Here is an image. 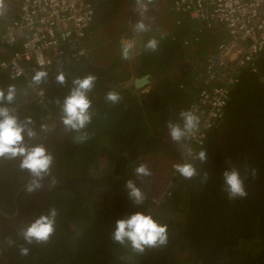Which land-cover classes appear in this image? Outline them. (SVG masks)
Masks as SVG:
<instances>
[{
  "label": "trees",
  "instance_id": "trees-1",
  "mask_svg": "<svg viewBox=\"0 0 264 264\" xmlns=\"http://www.w3.org/2000/svg\"><path fill=\"white\" fill-rule=\"evenodd\" d=\"M186 30L183 32L190 38L180 43L171 38L173 42L159 41L155 51L142 47L130 70L118 69L116 60L95 65L88 56L72 62L63 70L65 84L47 86L48 108L25 102V81H12L0 73V89L6 92L8 85L17 89L14 101L5 106L21 121L31 117L34 124L48 122L47 114L51 118L61 115L60 102L73 79L88 74L97 78L88 93L91 123L82 130L89 138L77 142L79 134L68 132L58 149L59 168L81 185L52 194L42 212L54 207L58 213L49 241L29 245L14 234L13 264H264V51L258 56L257 70L241 71L232 85L221 116L199 149L206 151L207 162L199 158L192 162L197 175L186 179L176 173L170 178L168 194L156 202L150 197L152 182L147 184L135 174L148 156L165 152L162 132L170 121L182 123L181 111L199 90L190 64L193 55L200 50L205 54L206 48L224 38L222 33H206L196 27ZM184 40L189 41L188 47ZM197 46L199 50H195ZM179 47L183 52L177 57ZM145 74L151 77L148 91L124 85ZM109 91L119 94V102L106 100ZM181 142H177L178 148L168 149L176 158L183 149ZM229 168L239 170L246 197L230 199L224 190L222 173ZM157 170L154 167L153 174ZM127 180L144 193L143 204L136 205L129 198ZM138 211L167 225L166 246L136 254L113 242L116 220ZM22 246L29 248L27 256L20 255Z\"/></svg>",
  "mask_w": 264,
  "mask_h": 264
},
{
  "label": "built area",
  "instance_id": "built-area-1",
  "mask_svg": "<svg viewBox=\"0 0 264 264\" xmlns=\"http://www.w3.org/2000/svg\"><path fill=\"white\" fill-rule=\"evenodd\" d=\"M94 1L20 0L14 17L0 29V73L12 81H25V102L48 108L47 86L56 82L58 71L87 55L83 40L93 19ZM172 11L179 16L177 26L185 23L187 29L224 35L212 50L205 54L200 50L190 61L200 87L182 111L197 115L199 125L185 139L177 163H192L240 72L257 70L258 56L264 51V0H173ZM183 43L190 45L188 40ZM39 70H47L48 77L37 85L32 77Z\"/></svg>",
  "mask_w": 264,
  "mask_h": 264
},
{
  "label": "clouds",
  "instance_id": "clouds-1",
  "mask_svg": "<svg viewBox=\"0 0 264 264\" xmlns=\"http://www.w3.org/2000/svg\"><path fill=\"white\" fill-rule=\"evenodd\" d=\"M154 0H135L136 11L143 17L148 11V5ZM3 0H0V4ZM133 30L136 33H144L149 31V26L145 24L143 19L137 21ZM158 47V41L151 39L145 44V48L155 51ZM132 43H126L121 48V57L129 59L132 54ZM48 77L47 70L36 71L32 77L34 84H40L46 81ZM56 82L63 85L66 83V77L62 70L58 71L55 77ZM96 76L88 74L83 78L77 77L72 80V86L68 94L63 98L60 108V120L64 128L68 132L78 133L75 137L77 142L86 141L89 136L86 132H82L86 126L91 123L92 114L89 111L91 108V100L88 98V93L93 89L96 81ZM17 95L15 85H8L6 92L0 89V158L17 159L19 158V168L22 171H28L32 179L27 183L26 190L32 193L43 187L45 178L49 179L48 187L54 188L58 180L52 175V165L54 157L49 153L43 144H35L29 146L25 142V134L28 139H33L37 136L36 131L31 125L33 121L31 117H26L21 121L12 110L5 106L11 104ZM106 100L117 103L120 96L115 91H109L106 95ZM182 124L169 122L168 136L174 142L185 144V139L190 132L198 128L199 117L190 111H182L180 113ZM49 121V120H48ZM42 131H48L47 125L41 124ZM201 162H207L205 150H201L198 154ZM174 169L184 178L191 179L197 175V169L190 162L177 163ZM137 176H150L149 168L140 164L135 168ZM255 175V170H252ZM208 178V173H204V180ZM223 187L230 199L244 198L247 192L244 187V180L240 172L236 168L226 169L222 173ZM129 198L136 204L141 205L144 202L145 196L139 187L132 180L126 181ZM58 213L53 207L46 214L40 215L33 222L22 228L20 235L26 244L46 243L55 232V222ZM112 240L115 243L130 247L136 254H143L146 249L166 246L168 243L167 225L158 223L150 214L143 212H135L128 217L116 220L115 227L112 233ZM28 247L20 248V255L27 256L29 254Z\"/></svg>",
  "mask_w": 264,
  "mask_h": 264
},
{
  "label": "flooded vegetation",
  "instance_id": "flooded-vegetation-1",
  "mask_svg": "<svg viewBox=\"0 0 264 264\" xmlns=\"http://www.w3.org/2000/svg\"><path fill=\"white\" fill-rule=\"evenodd\" d=\"M20 0H3L0 4V29L14 17ZM48 131H42L41 124L31 127L37 133L33 139L25 142L29 145L43 144L54 157L52 175L58 180L54 188H49V179L42 182L43 187L29 193L27 183L32 179L28 171L19 168L20 160L0 158V264H13L10 249L15 246L16 237L22 228L38 218L47 207L52 194L58 189H77L81 182L71 179L59 168L58 149L66 142L68 131L64 128L60 115H53L50 121L44 123ZM21 236V235H20Z\"/></svg>",
  "mask_w": 264,
  "mask_h": 264
},
{
  "label": "crops",
  "instance_id": "crops-1",
  "mask_svg": "<svg viewBox=\"0 0 264 264\" xmlns=\"http://www.w3.org/2000/svg\"><path fill=\"white\" fill-rule=\"evenodd\" d=\"M172 2L173 0H154L148 5V11L141 17L136 11L135 0H95L93 19L83 40L87 50L88 48L92 49L91 56L93 58H90L93 64L105 65L116 60L118 69L130 70L132 64L141 54V48H145V44L149 40L156 39L159 42L166 39L173 42L171 38H176L177 42L180 43L183 38L188 36L190 38V34L183 32L184 29L187 32L186 25L183 28L176 25L179 16L172 11ZM140 19H143L145 24L149 26V31L134 32L133 26ZM183 33L187 36H183ZM126 43L133 44L131 54L133 57L131 59L121 57V48ZM215 45L210 49L206 48V51L212 50ZM103 48L110 52L99 56L97 53ZM199 49L200 47L197 46L195 50ZM182 52L183 48L179 47L176 52L177 57ZM195 52L193 51V53ZM134 79H129L130 82L132 81L130 83L132 87Z\"/></svg>",
  "mask_w": 264,
  "mask_h": 264
},
{
  "label": "rangeland",
  "instance_id": "rangeland-1",
  "mask_svg": "<svg viewBox=\"0 0 264 264\" xmlns=\"http://www.w3.org/2000/svg\"><path fill=\"white\" fill-rule=\"evenodd\" d=\"M108 52L110 51H107L105 48H103V49H100L97 54L100 56ZM91 54H92V49L88 48V52L86 56L92 57ZM132 57L133 56H130V59ZM131 82L127 80L124 82V85L125 84L130 85ZM148 89H149V85L141 88L138 91L146 92L148 91ZM161 143L163 144V150H165L164 153H157L154 155H150L147 157L145 162H141V164L146 165L151 171L150 176H142V178L147 184L152 182L153 184L152 189L150 188L152 190V193L150 194V197L153 199V201H156V202L160 199L162 194L166 193V189L168 187V181L170 180L172 173L175 170L174 165L177 164L176 156H173L172 151L170 152V150L168 151V149L172 148V146H175L177 148L179 147V144L177 142L172 141L170 137L168 136V127L162 132ZM154 167H158V170H157V173L153 174ZM68 177H71L70 174L68 175Z\"/></svg>",
  "mask_w": 264,
  "mask_h": 264
},
{
  "label": "water",
  "instance_id": "water-1",
  "mask_svg": "<svg viewBox=\"0 0 264 264\" xmlns=\"http://www.w3.org/2000/svg\"><path fill=\"white\" fill-rule=\"evenodd\" d=\"M150 75L145 74L141 77H137L133 80V88L135 90H140L141 88L148 86L150 84Z\"/></svg>",
  "mask_w": 264,
  "mask_h": 264
},
{
  "label": "bare ground",
  "instance_id": "bare-ground-1",
  "mask_svg": "<svg viewBox=\"0 0 264 264\" xmlns=\"http://www.w3.org/2000/svg\"><path fill=\"white\" fill-rule=\"evenodd\" d=\"M210 36V35H209ZM204 39V38H203ZM210 39V38H209ZM46 110V109H45Z\"/></svg>",
  "mask_w": 264,
  "mask_h": 264
}]
</instances>
